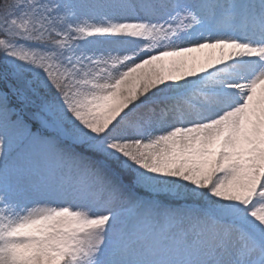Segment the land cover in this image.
Here are the masks:
<instances>
[{
  "label": "snow or ice",
  "instance_id": "6c2138e0",
  "mask_svg": "<svg viewBox=\"0 0 264 264\" xmlns=\"http://www.w3.org/2000/svg\"><path fill=\"white\" fill-rule=\"evenodd\" d=\"M0 264H264V0H0Z\"/></svg>",
  "mask_w": 264,
  "mask_h": 264
},
{
  "label": "trees",
  "instance_id": "16d2710c",
  "mask_svg": "<svg viewBox=\"0 0 264 264\" xmlns=\"http://www.w3.org/2000/svg\"><path fill=\"white\" fill-rule=\"evenodd\" d=\"M5 3L9 2V0H4Z\"/></svg>",
  "mask_w": 264,
  "mask_h": 264
}]
</instances>
